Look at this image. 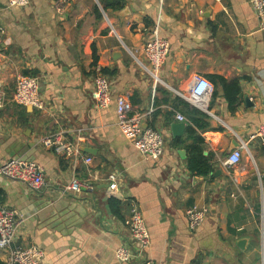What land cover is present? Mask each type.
<instances>
[{"label":"crops","instance_id":"1","mask_svg":"<svg viewBox=\"0 0 264 264\" xmlns=\"http://www.w3.org/2000/svg\"><path fill=\"white\" fill-rule=\"evenodd\" d=\"M59 1L16 8L0 0V163L14 158L43 168L39 191L0 179L2 205L18 220L15 243L42 249V264H121L115 250L133 248L124 222L134 201L151 236L150 264H264V145L250 139L264 124V32L249 0H67L58 14ZM154 36L170 45L155 77L142 52ZM97 69L110 86L104 109L93 98ZM19 74L39 78L42 110L11 100ZM194 76L212 84L206 110L183 97ZM118 96L142 116L143 128L163 136L157 161L121 134ZM176 123L183 129L174 135ZM54 133L78 144L77 159L41 145ZM195 137L212 168L206 177L187 167ZM235 143L244 145L242 157L229 169L224 161ZM92 174L93 190L63 191L73 176ZM110 174L119 176L115 192ZM193 206L206 211L196 230L186 218Z\"/></svg>","mask_w":264,"mask_h":264},{"label":"built area","instance_id":"2","mask_svg":"<svg viewBox=\"0 0 264 264\" xmlns=\"http://www.w3.org/2000/svg\"><path fill=\"white\" fill-rule=\"evenodd\" d=\"M10 7L25 8L31 0H7ZM67 0H61L56 6V12L61 14ZM249 4L255 14L258 30L264 32V0H249ZM5 30L0 27V45L3 42ZM142 52L149 65L147 70L150 75L156 72L165 63L170 45L167 40L154 36L144 43ZM146 68V67H145ZM147 69V68H146ZM93 98L96 106L100 109L106 108L110 104V86L108 79L97 69L93 79ZM212 84L205 78L194 76L188 85V95L183 96L189 103L200 110H206V97L212 92ZM4 85L0 81V110L5 103ZM11 100L20 106H29L42 110L43 100L40 96L39 78L35 75L19 74L15 78L14 91ZM116 124L121 134L132 143L135 149L145 160L157 161L164 152L165 141L163 136L150 128L142 127V116L132 112V107L125 96H118L115 99ZM178 121H184V117L177 114ZM250 139H257L264 145V124L255 128ZM41 145L51 149L56 155L65 159H77L80 149L77 143L67 141L61 133H54L44 137ZM244 145L232 150L224 161V165L229 169H234L240 163L242 149ZM85 165L92 163L91 156H84L82 159ZM241 170L238 172V174ZM5 178L10 181L19 182L32 191H39L43 186V168L35 163L21 159H8L0 163V179ZM97 175L92 174L90 178L80 180L73 176L68 183L63 186L64 192L80 194L89 192L94 188ZM118 175L107 176L109 191H117ZM236 182L239 176L234 178ZM206 211L197 206L189 209L186 218L188 228L196 230L204 221ZM133 248L120 246L115 250V258L121 264H128L136 261L137 264H150L144 252L150 247L151 236L146 226L145 219L140 212L138 205L134 201L129 203V214L124 222ZM18 220L13 210L2 205L0 199V255L3 264H42L44 252L37 246H19L15 243Z\"/></svg>","mask_w":264,"mask_h":264},{"label":"trees","instance_id":"3","mask_svg":"<svg viewBox=\"0 0 264 264\" xmlns=\"http://www.w3.org/2000/svg\"><path fill=\"white\" fill-rule=\"evenodd\" d=\"M103 74V73H102ZM24 75H32V74H24ZM104 75V74H103ZM215 79V78H213ZM191 134V133H190ZM194 144L188 150V157H187V167L190 173L200 176H208L210 172H212V168L208 163V158L204 157L201 150L202 140L198 137L193 139ZM112 203H118L117 200L111 199ZM0 264H3L0 260Z\"/></svg>","mask_w":264,"mask_h":264},{"label":"water","instance_id":"4","mask_svg":"<svg viewBox=\"0 0 264 264\" xmlns=\"http://www.w3.org/2000/svg\"><path fill=\"white\" fill-rule=\"evenodd\" d=\"M123 10H126V9H123ZM128 10V9H127ZM128 12V11H127ZM244 97V100L246 101L247 100V97L245 95H242ZM182 129H183V125L181 123H176L172 126V131L175 134L177 133H181L182 132ZM235 146L238 147V145L235 143ZM90 149H86V152H90L89 151ZM217 173L214 174V176L216 175Z\"/></svg>","mask_w":264,"mask_h":264}]
</instances>
